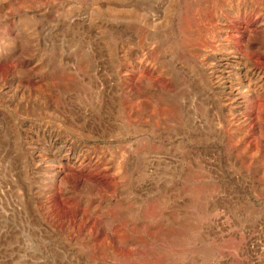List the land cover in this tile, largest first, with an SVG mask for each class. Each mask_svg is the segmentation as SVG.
Listing matches in <instances>:
<instances>
[{"label": "rangeland", "instance_id": "obj_1", "mask_svg": "<svg viewBox=\"0 0 264 264\" xmlns=\"http://www.w3.org/2000/svg\"><path fill=\"white\" fill-rule=\"evenodd\" d=\"M176 1L0 2V264H264V0Z\"/></svg>", "mask_w": 264, "mask_h": 264}, {"label": "bare ground", "instance_id": "obj_2", "mask_svg": "<svg viewBox=\"0 0 264 264\" xmlns=\"http://www.w3.org/2000/svg\"><path fill=\"white\" fill-rule=\"evenodd\" d=\"M193 1L198 3V5H196V7L197 6H202V8L204 10V13L209 11L210 9H221V8H227V7H228V11H230L231 13H235V14L239 13L240 11L251 12L253 10V6H254V0H222V1H214L213 0L212 3H207V0H204V1L203 0L202 1L201 0H193ZM0 2L2 4L3 0H0ZM177 3H178V0L176 1L175 6H178ZM2 9H4V6H2ZM44 12H47V11L44 10ZM216 13H218V11ZM216 15H217L219 20H222V16L220 14H216ZM22 16H24V15H22ZM30 18H32V19H30ZM45 18H46V13H43L41 16H39L38 14H34V16H31V17L26 15V17L24 18V23H26V24H24V25H30V27H31L35 23L34 21H36V24L37 23L44 24ZM46 21H47V19H46ZM27 28H28V26H27ZM186 31H188V30H186ZM186 34L187 35H184V39L180 37V42H182L184 44H187L190 40H192L191 35L190 36L188 35L189 32H186ZM206 34H207L206 31L201 30L200 31V38L206 37ZM213 38H214L215 41H218V42L221 43V45H223V49L229 50L230 47H228V42H226V37H224V31L223 30L216 29L214 31ZM231 53H236V52L231 49ZM135 54H137L136 55V61H137L136 64H145L146 62L149 61L150 47L149 46L147 47V45H143L142 48ZM201 54H203V52ZM125 58L127 59V57H125ZM219 58H221V56L215 55V57H214L212 55L211 56V59H212L211 61L212 62L210 61V63L208 64L207 70L212 75V78L217 80V82H215V83H218L217 86L219 88L225 89L224 88L225 85L220 81V77L219 76H221V75L220 74L218 75V72H221V71L225 72V70L227 69L226 72L228 73V61H223V60H221ZM232 65H234V64H232ZM28 66L30 67L31 63ZM135 66H137V65H135ZM44 67L45 66L42 65V67H41V71H42L41 75H42V82L45 83L47 88H46V90L44 92H40L41 93L40 94L41 95L40 98H42L41 102H39V104H32L31 103V101H32L31 99H29L28 103H21V100H19V101H17L16 104H14V107H15L16 110H20V111L24 110L25 112L27 111L28 113H30V112H33V111L29 112L28 110L41 109V110L45 111L46 107L47 108H51L52 107V105H50V99H49V97L47 96V93H46V91H49L50 89H52V87H51L50 79H49L48 75L47 74H43ZM247 67L248 66H246V67L244 66V68H247ZM24 69H22V71L24 73H28L29 70H30V68H27L26 70H24ZM247 71L251 75V77H249V81H253V79H255V80L260 79L261 82H264V75H262L260 77L259 74H256V73H254L252 71H249V70H247ZM124 82H125V73L124 72L118 73L116 82L114 83L115 95L117 97H118V92H120L121 90L125 89L124 88ZM257 84H258L257 82H254V83L252 82V85L254 87V88H252V90L257 89V87H258ZM246 87L250 88V85L248 84V85L244 86L243 89H245ZM9 91H12L14 93V95H16L17 92H19L17 90V88L16 89L15 88H11ZM26 91L23 90L20 99H22L24 97ZM246 92H247V95L251 94V92L249 90L246 91ZM17 95H18V93H17ZM245 95H246V93H245ZM29 97H31V96H29ZM208 97H210V95ZM236 97L240 98V95L236 96ZM237 98H236V100H237ZM46 102H48V106H46ZM240 102H242V101H238V103H240ZM37 106H39V107H37ZM240 106H241V104H240ZM56 111L57 110H55V112ZM75 132L78 134L79 130L77 129V130H75ZM116 133H117V131H116ZM80 146L81 145L79 144L78 147H80ZM96 158H99L98 154H96ZM32 161H33V158H32ZM117 169H119V167H117ZM50 172H51L50 175L46 176L44 178V180H46L47 183L49 182V184L52 185L56 181V177L58 175V171L52 170Z\"/></svg>", "mask_w": 264, "mask_h": 264}, {"label": "built area", "instance_id": "obj_3", "mask_svg": "<svg viewBox=\"0 0 264 264\" xmlns=\"http://www.w3.org/2000/svg\"><path fill=\"white\" fill-rule=\"evenodd\" d=\"M185 119V118H184ZM186 120V119H185ZM195 151H193V153H194ZM196 153H197V156L198 157H200V158H204L205 160L207 159V161L210 163L212 160H211V158L209 157V156H207L208 154H207V152H205V150L204 149H201V148H199L198 149V151H196ZM185 163V158L183 157V155H182V157H181V164H184Z\"/></svg>", "mask_w": 264, "mask_h": 264}]
</instances>
